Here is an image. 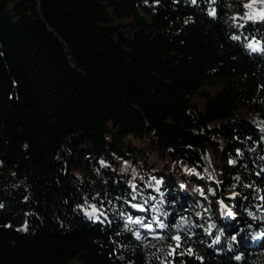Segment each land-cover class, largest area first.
Instances as JSON below:
<instances>
[{"label": "trees", "instance_id": "16d2710c", "mask_svg": "<svg viewBox=\"0 0 264 264\" xmlns=\"http://www.w3.org/2000/svg\"><path fill=\"white\" fill-rule=\"evenodd\" d=\"M236 13L0 0V264H264V53L247 47L264 21Z\"/></svg>", "mask_w": 264, "mask_h": 264}, {"label": "snow or ice", "instance_id": "6c2138e0", "mask_svg": "<svg viewBox=\"0 0 264 264\" xmlns=\"http://www.w3.org/2000/svg\"><path fill=\"white\" fill-rule=\"evenodd\" d=\"M145 2H147V0H145ZM192 3H196V0H192ZM256 4L264 5V0H247V2L244 4V7L246 9H252L253 5H256ZM208 11H209V15H211V16L215 17L217 15V11H216V9L214 7L210 8ZM236 15L240 16V13H236ZM243 18H244V20L264 21V7H257V8H255L252 11L245 12ZM232 36H233V39H240V37L237 36L235 33H233ZM247 47L252 49L253 51H259L261 53H264V40H257L256 37L253 36L251 39H249L247 41ZM237 151H239V149ZM232 162L233 161L230 159L229 163H232ZM160 183H161V181H157V185H159ZM208 191L209 192H213L214 190L209 188ZM229 195L232 196V197H237L238 198V193L232 192V193H229ZM128 203L133 208H136V209H142L143 208V205H141V204L133 203L132 201H128ZM219 203L221 204V206L223 208V211H222L221 215H224L225 213H228V214L232 215L233 217L235 216V213H231L230 210L227 208V206L224 204V200L223 199H220ZM79 207L82 208L87 215L92 216L96 220L100 219V217L95 216V212L97 211L95 206H93L92 209L84 208L83 205H80ZM248 215L251 216L252 213L248 212ZM126 216H127V219L129 221H133L134 220L136 223L141 222V220L143 219L140 215H136L135 217H133L131 214H126ZM182 219H183V217H181V220ZM7 226H11V225L9 224ZM159 226L160 227H166V225L163 224V222H161L159 224ZM176 226L178 227V225H176ZM24 227H25V230H26V226H24ZM143 227L147 228V229H152L153 228V224L152 223H145V224H143ZM233 233H235V229L234 228H233ZM255 236H264V233H254V237ZM173 238L176 239V240L180 239L178 234L175 235ZM231 238L233 240L237 239L235 234H233ZM216 239L218 240L219 237L216 236ZM169 247H171V245ZM236 259H240V257L237 256Z\"/></svg>", "mask_w": 264, "mask_h": 264}, {"label": "rangeland", "instance_id": "374dc122", "mask_svg": "<svg viewBox=\"0 0 264 264\" xmlns=\"http://www.w3.org/2000/svg\"><path fill=\"white\" fill-rule=\"evenodd\" d=\"M234 1H235V6H236V11H237V13H240V16H244L245 12L252 11V10H254L257 7H264V5L256 4V5H253L252 9H246L244 7V4L247 2V0H234ZM193 100L198 102L200 105H202V100L199 99L197 96H194ZM134 140L138 141L139 145H141V140L140 139H134ZM133 144H135V141L133 142ZM149 159L152 160V161L156 160V158L154 156H151ZM216 164H217V159L212 155V153H210L209 165L212 168H215ZM184 172H185V169H183L181 171V174L184 173ZM191 185H192V183H191ZM259 189H260V192H263V197H264V184H259ZM218 205H219V208L223 209L219 202H218Z\"/></svg>", "mask_w": 264, "mask_h": 264}, {"label": "water", "instance_id": "95a60500", "mask_svg": "<svg viewBox=\"0 0 264 264\" xmlns=\"http://www.w3.org/2000/svg\"><path fill=\"white\" fill-rule=\"evenodd\" d=\"M238 196H239V194H238ZM224 203H225V202H224ZM225 204H226V203H225ZM226 206H227V208H228V207H231L230 205H227V204H226Z\"/></svg>", "mask_w": 264, "mask_h": 264}]
</instances>
